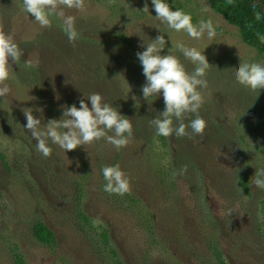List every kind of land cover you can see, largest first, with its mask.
I'll return each instance as SVG.
<instances>
[{"label": "rangeland", "instance_id": "1", "mask_svg": "<svg viewBox=\"0 0 264 264\" xmlns=\"http://www.w3.org/2000/svg\"><path fill=\"white\" fill-rule=\"evenodd\" d=\"M165 2L193 24L211 20L214 39L169 29L152 0H85L82 11L63 9L79 34L71 43L60 20L42 28L23 0H0V30L24 53L19 64L10 61V92L0 98V264H12L15 247L28 264H264V189L252 183L264 167V89H246L234 76L241 61L264 65L263 55L207 0ZM157 27L162 55L171 49L193 71L174 47L184 43L210 64L200 89L202 136L190 128V136H157L149 123L165 104L162 95L144 100L136 53L161 34ZM28 59L39 67L25 68ZM92 93L131 119L130 143L116 150L101 139L66 152L49 140L44 157L22 110L31 108L44 130L81 98L91 107ZM185 164L187 172L175 175ZM114 165L130 182L123 196L103 191L102 169ZM37 220L54 232L53 244L34 237Z\"/></svg>", "mask_w": 264, "mask_h": 264}, {"label": "clouds", "instance_id": "2", "mask_svg": "<svg viewBox=\"0 0 264 264\" xmlns=\"http://www.w3.org/2000/svg\"><path fill=\"white\" fill-rule=\"evenodd\" d=\"M152 5L155 17L169 29L183 31L194 40L202 39L205 34L209 40L216 36L215 26L211 20H201L198 24H193L189 13L181 9L173 10L165 0H152ZM85 6V0H23V10L34 17L42 28H50L53 17L60 20L62 30L71 43L78 39L79 34L75 28V18L65 15L63 9L82 11ZM143 10L149 11L147 3ZM203 11L208 9L205 7ZM256 19H260V13H256ZM160 32L161 34L152 39L151 43L144 42L141 45L145 48L144 51L136 53L146 80L142 85L144 100L151 105L149 103L151 97L162 95L165 104L164 110L158 112L149 123L155 128L157 136L170 137L173 134L177 137L191 134L202 136L206 121L199 115L204 103L200 89L208 87L205 77L210 64L204 52L196 47L177 43L175 49L194 65L193 71H187L181 60L171 54V49L168 50V54H161L166 47V40L161 30ZM259 39L264 42V36H259ZM23 55V50L15 42L14 37L0 30V98L6 97L10 92L6 83L10 78V61L11 64H19ZM24 66L29 69L38 68L39 61L25 60ZM234 76L246 89L258 94L264 89V65L260 63L241 61L239 67L235 68ZM85 97L90 101L91 107L81 98L79 107L75 103L70 107L65 106L61 118L49 120L44 130L40 127L41 119L34 116L31 108L22 110L27 121L24 128L30 131L36 141L37 151L44 157L52 154V148L48 145L49 140L66 152L101 139L116 150L130 143L133 136L131 119L122 115L117 108L103 102L99 93ZM133 99L136 100V97L133 96ZM190 114H194L195 118L189 120L186 125L184 121ZM188 128L191 129V134L187 131ZM187 169V164L182 165L175 175H183ZM102 174L106 181L103 191L120 196L131 191L129 179L119 165L103 167ZM252 183L257 188L264 189V167L256 169Z\"/></svg>", "mask_w": 264, "mask_h": 264}, {"label": "trees", "instance_id": "3", "mask_svg": "<svg viewBox=\"0 0 264 264\" xmlns=\"http://www.w3.org/2000/svg\"><path fill=\"white\" fill-rule=\"evenodd\" d=\"M207 1L215 11L238 28L244 43L257 49L264 58V42L259 39V36H264V0ZM256 13H260L259 20L256 19ZM77 213L84 222L89 221V218L80 210ZM31 228L34 237L41 243L53 244L55 242L54 232L42 221H34ZM11 257L12 264H28L16 247L12 249Z\"/></svg>", "mask_w": 264, "mask_h": 264}]
</instances>
